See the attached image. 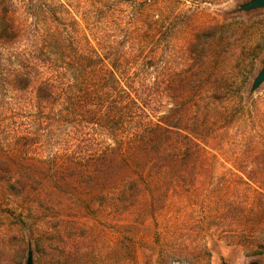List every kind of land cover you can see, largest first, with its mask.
Listing matches in <instances>:
<instances>
[{"label": "rangeland", "instance_id": "rangeland-1", "mask_svg": "<svg viewBox=\"0 0 264 264\" xmlns=\"http://www.w3.org/2000/svg\"><path fill=\"white\" fill-rule=\"evenodd\" d=\"M59 1L78 20L91 10L93 31L113 29L104 25L109 9L129 22L147 8L144 24L117 31H154L150 43L164 63L173 59L158 108L165 129L146 149L92 160L102 139L88 151L72 118L41 124L0 66V159L13 168L7 182L0 161V264H25L29 245L34 264H264V251L234 234L256 225L264 242V83L251 92L264 63V8L238 10L248 0ZM53 18L50 29H64ZM11 129L21 135L10 149Z\"/></svg>", "mask_w": 264, "mask_h": 264}, {"label": "trees", "instance_id": "trees-1", "mask_svg": "<svg viewBox=\"0 0 264 264\" xmlns=\"http://www.w3.org/2000/svg\"><path fill=\"white\" fill-rule=\"evenodd\" d=\"M70 7L59 0H0V66L5 67L6 86L20 92L22 101L29 99L33 114L39 110L41 119H46L41 124H69L72 118L81 126V145H87L88 151L97 138L102 139L100 150L87 158L126 156L135 147L146 149L160 140L165 129L158 108L163 83L175 72L173 59L164 63L158 43H150L159 38L154 31L117 28L144 24L147 8L137 11L131 23L114 19L116 10L109 9L104 25L112 23L113 29L93 31L91 10L81 11L78 20ZM52 16L64 29H50ZM186 54L202 58L205 51L191 49ZM56 104L62 111L54 109ZM24 128L22 135L30 134L29 125ZM11 132L10 149L21 135L20 130ZM0 161L10 182L12 164ZM242 218L241 214L232 219ZM243 227L234 233L243 238L239 243L251 252L264 251V242L256 238L260 228L245 223Z\"/></svg>", "mask_w": 264, "mask_h": 264}, {"label": "water", "instance_id": "water-1", "mask_svg": "<svg viewBox=\"0 0 264 264\" xmlns=\"http://www.w3.org/2000/svg\"><path fill=\"white\" fill-rule=\"evenodd\" d=\"M264 8V0H248L244 3H242L239 6L240 11H252L256 9ZM264 83V63L263 67L259 71V73L256 75V77L253 80V83L251 85V92H254L256 89H258L262 84ZM25 264H34V253L31 245L28 247L27 251V257ZM221 264H228L226 261H223ZM248 264H260L259 261H252Z\"/></svg>", "mask_w": 264, "mask_h": 264}]
</instances>
